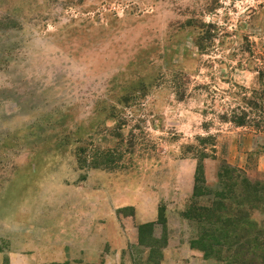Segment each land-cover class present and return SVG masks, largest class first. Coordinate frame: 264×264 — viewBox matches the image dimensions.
Masks as SVG:
<instances>
[{
  "label": "rangeland",
  "instance_id": "1",
  "mask_svg": "<svg viewBox=\"0 0 264 264\" xmlns=\"http://www.w3.org/2000/svg\"><path fill=\"white\" fill-rule=\"evenodd\" d=\"M263 98L264 0H0V264H231Z\"/></svg>",
  "mask_w": 264,
  "mask_h": 264
},
{
  "label": "trees",
  "instance_id": "2",
  "mask_svg": "<svg viewBox=\"0 0 264 264\" xmlns=\"http://www.w3.org/2000/svg\"><path fill=\"white\" fill-rule=\"evenodd\" d=\"M250 103L254 104V101ZM249 113L244 112V117L242 116L237 124L243 126L252 122L251 125L264 130V110L258 120L256 117H250ZM250 205L264 207V183L252 180L244 173H231V264H264V229L257 232V224L254 228V222L249 221L245 235L240 236L237 233L242 217L238 209H246ZM249 217L251 212L245 214V222Z\"/></svg>",
  "mask_w": 264,
  "mask_h": 264
},
{
  "label": "crops",
  "instance_id": "3",
  "mask_svg": "<svg viewBox=\"0 0 264 264\" xmlns=\"http://www.w3.org/2000/svg\"><path fill=\"white\" fill-rule=\"evenodd\" d=\"M128 240L129 239H127V237H126L125 241L127 242ZM131 240H133V239H131ZM83 257H84L83 258L84 261L81 264H88V261L85 260L86 257L85 256H83Z\"/></svg>",
  "mask_w": 264,
  "mask_h": 264
}]
</instances>
